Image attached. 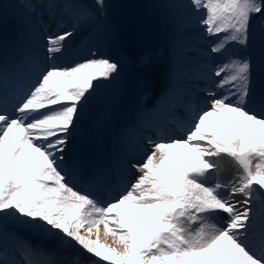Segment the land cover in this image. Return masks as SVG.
Masks as SVG:
<instances>
[{
    "label": "snow or ice",
    "instance_id": "snow-or-ice-1",
    "mask_svg": "<svg viewBox=\"0 0 264 264\" xmlns=\"http://www.w3.org/2000/svg\"><path fill=\"white\" fill-rule=\"evenodd\" d=\"M20 3L28 20L17 40L39 31L43 52L9 47L0 33V264H264V0L161 5L172 75L186 86L159 119L125 124L104 166L74 141L121 66L95 49L68 53L107 3ZM8 6L0 0V29ZM227 164L235 175L225 180ZM19 230L77 251L57 258Z\"/></svg>",
    "mask_w": 264,
    "mask_h": 264
},
{
    "label": "rangeland",
    "instance_id": "rangeland-1",
    "mask_svg": "<svg viewBox=\"0 0 264 264\" xmlns=\"http://www.w3.org/2000/svg\"><path fill=\"white\" fill-rule=\"evenodd\" d=\"M86 1L89 4L94 2ZM4 2L9 6L0 31L6 45L10 47L17 43L20 48L38 47L35 41L28 38H35L32 30L24 29L23 35L17 40V33L21 31V25L27 15L20 0ZM105 2L108 8L104 19L99 24H91L81 29L72 38L68 53L69 58L83 59L88 57L90 49H95L100 54H106L112 60L118 61L121 66L120 76L110 83L105 82L92 97L88 117L82 123L74 141L76 149L84 155L88 163L89 160L94 161L99 166L110 162L113 153L107 152L116 149L115 139L120 129L134 121L138 113H143L154 101L157 95L156 88L161 86L160 79L172 76L171 71L176 62L172 60L169 50L171 27L161 5L186 3L187 0H105ZM115 45L116 49L113 47ZM144 55L152 56L151 64L142 65L141 57ZM191 67V64L186 65V69ZM178 79L180 80L178 84L184 88L186 86L184 78L180 75ZM195 83L196 81L192 80L188 81L187 85ZM227 168L223 174L225 180L235 175V168L231 164H227ZM19 231L20 235L26 236L33 244L52 248L57 252V258L77 251L59 247L54 240L44 237L39 232ZM83 259L88 260V257L85 255Z\"/></svg>",
    "mask_w": 264,
    "mask_h": 264
},
{
    "label": "bare ground",
    "instance_id": "bare-ground-1",
    "mask_svg": "<svg viewBox=\"0 0 264 264\" xmlns=\"http://www.w3.org/2000/svg\"><path fill=\"white\" fill-rule=\"evenodd\" d=\"M46 17H48V16L45 15L44 16V20L46 19ZM26 20H28V17H27ZM32 20L34 22L35 18H32ZM38 27L39 26H37V28ZM33 32H34V35L36 36V38H30V37H28V38L31 39L32 41H35L37 43V45H38V47H36V48H39V50L42 52L43 49L40 47V45L42 44V39L40 37V32L39 31H33ZM116 46L117 45L113 46L114 49H116ZM122 60H124V59H122ZM172 72H173V70L171 71V73ZM178 76H180V75L177 73V75L174 76V77L172 75L171 77L165 78L163 80L160 79L161 80L160 81L161 86H160V88H156V92H155V93H157V95L154 97V101L144 110L143 113L155 114L154 118L159 119V116H160L161 112L162 111H167V109L165 107L166 98H170L172 103H178L179 102L180 94L183 93V89L184 88L181 85L178 84L179 81H180L178 79ZM166 82H168V83H166ZM173 83L175 84V95H171V93L173 92V88L170 87V85H172ZM176 111H178V112L180 111V113L183 112L180 108H176ZM181 116L183 118L184 115H181ZM138 131L140 132L141 129H139ZM144 134H145V132H144ZM226 169H228L227 165H226Z\"/></svg>",
    "mask_w": 264,
    "mask_h": 264
}]
</instances>
